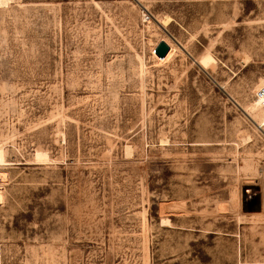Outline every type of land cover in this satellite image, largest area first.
Wrapping results in <instances>:
<instances>
[{"label": "rangeland", "instance_id": "374dc122", "mask_svg": "<svg viewBox=\"0 0 264 264\" xmlns=\"http://www.w3.org/2000/svg\"><path fill=\"white\" fill-rule=\"evenodd\" d=\"M263 86L264 0H0V264H264Z\"/></svg>", "mask_w": 264, "mask_h": 264}, {"label": "water", "instance_id": "95a60500", "mask_svg": "<svg viewBox=\"0 0 264 264\" xmlns=\"http://www.w3.org/2000/svg\"><path fill=\"white\" fill-rule=\"evenodd\" d=\"M168 50H169V45L165 41L161 40L154 48V53L158 57H164L168 52Z\"/></svg>", "mask_w": 264, "mask_h": 264}, {"label": "built area", "instance_id": "2783aa9c", "mask_svg": "<svg viewBox=\"0 0 264 264\" xmlns=\"http://www.w3.org/2000/svg\"><path fill=\"white\" fill-rule=\"evenodd\" d=\"M256 98L258 99H264V86L263 87H260L256 94H255Z\"/></svg>", "mask_w": 264, "mask_h": 264}, {"label": "bare ground", "instance_id": "6f19581e", "mask_svg": "<svg viewBox=\"0 0 264 264\" xmlns=\"http://www.w3.org/2000/svg\"><path fill=\"white\" fill-rule=\"evenodd\" d=\"M164 41V40H163ZM167 54V53H166ZM162 58V57H160ZM37 155H40V153H37ZM1 161V160H0ZM0 196H1V191H0ZM2 197H0V200H1Z\"/></svg>", "mask_w": 264, "mask_h": 264}]
</instances>
